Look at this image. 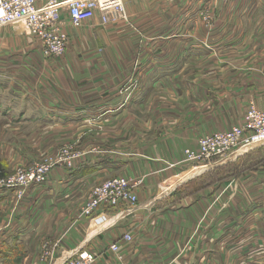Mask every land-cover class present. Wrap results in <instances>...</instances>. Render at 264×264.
I'll return each mask as SVG.
<instances>
[{
    "label": "crops",
    "instance_id": "crops-1",
    "mask_svg": "<svg viewBox=\"0 0 264 264\" xmlns=\"http://www.w3.org/2000/svg\"><path fill=\"white\" fill-rule=\"evenodd\" d=\"M123 2L129 20L102 26L96 18L89 42L69 34L73 45L66 56L46 64L22 32L0 28V119L42 133L35 146L25 147L33 156L63 144L85 152L72 169L57 168L45 184L30 186L19 204L14 192H0L8 225L1 242L19 240L32 264H43L35 247L42 240L51 246V264L81 249L96 255L95 264H264V161L258 167L264 147L215 165L254 162L223 184L191 194L190 182L211 171L178 180L191 174L185 151H197L203 136L241 125L251 102L264 110V0ZM205 7L212 27L197 13ZM241 55L257 80L253 72V80L233 78L245 76L239 67L221 82L206 77L216 58ZM10 74L20 79L5 81ZM215 83L224 94L215 112L193 121L177 107L166 112V103L185 110L216 106ZM9 85L12 92H6ZM165 116L175 121L168 124ZM140 122L153 134L135 151ZM21 151L19 159L28 160ZM116 177L140 180L137 205L82 216L91 190ZM115 244L118 253L110 251Z\"/></svg>",
    "mask_w": 264,
    "mask_h": 264
},
{
    "label": "built area",
    "instance_id": "built-area-1",
    "mask_svg": "<svg viewBox=\"0 0 264 264\" xmlns=\"http://www.w3.org/2000/svg\"><path fill=\"white\" fill-rule=\"evenodd\" d=\"M65 15L66 21L62 19ZM96 18L102 26L127 21L123 0H0V28L21 26L40 47L45 58L62 59L66 56L70 41L67 24L74 29L92 27ZM260 147H264V110L251 102L241 125L206 134L199 140L197 151H185L184 163L195 172L194 176H198L214 169L215 165H222L229 157L242 156ZM76 159L66 151L53 164H41L29 172L21 171L16 176L0 179V192L13 191L19 202L30 186L45 184L56 168L72 169ZM140 183V180L118 177L95 186L82 207V216L93 219L100 208L113 209L123 204L136 206V188ZM123 239L130 242L133 238L125 234ZM110 251L118 253L119 246L112 245ZM41 255L44 263L51 264L53 252L50 244L42 247ZM95 262L94 253L81 249L72 252L61 264Z\"/></svg>",
    "mask_w": 264,
    "mask_h": 264
},
{
    "label": "rangeland",
    "instance_id": "rangeland-1",
    "mask_svg": "<svg viewBox=\"0 0 264 264\" xmlns=\"http://www.w3.org/2000/svg\"><path fill=\"white\" fill-rule=\"evenodd\" d=\"M157 1L159 2L161 0H157ZM159 8L164 10V11H166V10L168 11V8L166 9L164 6H159ZM126 12H127V10H126ZM197 13L199 15V18L205 24V26L212 27L214 20H213V16H212V13H211L209 7H207V8L205 7V8L197 10ZM127 16H128V14H127ZM167 16H169V15H167ZM205 16L207 17V19L204 18ZM128 18H129V16H128ZM62 19L64 21H66V19H67L66 15ZM13 27L14 26H9L8 29L10 28L13 31L15 30L16 33L22 32L23 35L20 37L27 38L26 44L36 48L37 53H38L36 56L37 57L36 59L40 63L46 64L45 62H47L48 60L54 59V58H45L41 52L40 47L37 44H35V42L25 33V30L23 28L21 29L20 27H14L15 29H13ZM88 27H90V26L83 27L81 29H74L69 24H67L66 31L71 36L72 35L75 36L74 33L75 34H81L84 36V37H82V40L83 41L86 40L89 42L90 38H88V35H89V33L87 31L89 29ZM86 36H87V38H86ZM18 40H20V39H18ZM15 42H16V40H14V42L11 41L12 46L14 47V49L20 50V48H18L19 46L17 47L15 45ZM72 45H73V42H72V38L70 37L68 50L70 47H72ZM23 47H24V45L22 43L21 48H23ZM244 59H245V57L243 55H241V57L240 56L234 57L232 59H226L223 57H221V58L218 57V58H216L215 66L213 65V67L207 68L208 71L205 75H206V77L209 76V77H212L214 80H218L219 82H221L223 80V76L227 77L230 73L235 71L234 67H239L243 71H246L245 76H241V75L237 76V77L233 76V78L248 77L250 80H253V77H251L250 73L253 72V75L255 76L256 71L253 70L252 68L251 69L248 68L247 66H243L244 65ZM54 60L59 61V59H54ZM261 73H262V77L264 78V70ZM10 75H11V77H9L7 80H5L9 83L16 81V78H19V77H16L15 74H13V76H12V74H10ZM205 75H204V77H205ZM204 77L202 76V78H204ZM257 78H258V76H255L256 80H257ZM2 80H3V78L0 77V81H2ZM218 83L212 84V86H211L212 92L214 93V96L217 97L216 98L217 99L216 106L209 105V106H203L201 108H193V109H190L188 107L185 110L184 107L181 106L179 103H177L178 105L166 103L164 105V107L166 108V112L173 110L174 107L176 110V107H177V109L182 114H184L186 112L185 116L186 117L189 116L188 120H190V121H193L196 117H199V115H203L206 113L211 114L212 112H215L217 109V104L221 103L222 99L224 98L223 91L218 88ZM134 84H135V86L133 85L132 88L137 89L138 82L136 81ZM11 87H12L11 85L6 87V90H7L6 92H12L10 90ZM0 94H4V93L0 92ZM237 95H238V93L236 94V96ZM236 96L231 95L232 99L235 98ZM160 105H162V104H160ZM160 105L157 103L156 110H157L158 106H160ZM154 108L155 107L153 105V107H151V110H154ZM168 114L173 115L171 113H168ZM136 118L143 120L140 113H138L136 115ZM156 119H158V118H156ZM174 121H175V119L167 120L166 116L164 118V122H167L168 124H172ZM140 123L138 124V126H136V124L134 125V129L135 130L138 129V131L140 130V133H142V136L140 137V142H139L140 145L136 146L135 151H138L141 148V146L143 145L142 144L143 141H148V140L150 141V138L152 137V134H153L148 128L147 129L143 128V126H142L143 123H141V124ZM41 134L42 133H38V134L34 133V132L32 133V130H30V129H27V131L22 130V129H17L15 126L11 125L8 121H5L4 119H0V167H1V169L5 170V173L8 174L7 177L16 176L21 171L29 172L33 169H37V166L41 165V164H50V163L53 164L62 155H65L66 151H68L71 156H74L75 159L77 156H78V158H80L81 155H83L85 153L82 150L76 149V146L74 144H65V145L63 144L62 147H59L57 150L56 149L53 150V152H48L45 155L44 154L43 155L37 154L36 156H33V152L30 153V151L27 150V148H25V147L35 146L37 144L38 137ZM120 148H123V147H119V149ZM19 149L24 151V153L28 155V160H26L27 158L24 160H21V157L19 159V156H20V154L18 153ZM22 156H24V158L26 157V155H22ZM260 156L261 157L263 156V154H261V152H260ZM78 158L76 160H78ZM29 160H31V161H29ZM214 170H215V168L210 170V171L214 172ZM116 178H118V177H116ZM33 185H37V184H33ZM11 192H13V191H11ZM25 195H26V192H25L24 196L22 197V199L18 202L16 194H15L14 200H15L16 204L21 203L22 200L24 199ZM2 206H4V205H2ZM3 216L4 215L0 211V242L2 240L1 231H3L8 226L6 224L7 219H6V217L3 219ZM38 243L39 242L36 241L35 247L36 246L40 247L39 261L44 264V261H42L41 250L45 244H49V243L46 240H42L39 243V245H38ZM0 258H1L0 264H32V262H34L33 261V255L32 254L29 255L28 248H25V250H21V252L10 251L8 253L0 254ZM35 260H38V257Z\"/></svg>",
    "mask_w": 264,
    "mask_h": 264
},
{
    "label": "trees",
    "instance_id": "trees-1",
    "mask_svg": "<svg viewBox=\"0 0 264 264\" xmlns=\"http://www.w3.org/2000/svg\"><path fill=\"white\" fill-rule=\"evenodd\" d=\"M251 155L252 154L250 153L249 156ZM263 161L264 156L263 159L258 161V167L262 164ZM253 163L254 162L249 159H244L243 161L238 160L234 164H227L225 166L216 167L214 172L211 171L206 175L201 176L198 179H195L194 181L190 182L189 188H192V191L190 193L194 194L205 190L213 185H220L223 184L224 181L226 182L232 178H237L240 176L241 173L245 172V170L253 169L255 167ZM7 175L8 174L5 173V170L1 169L0 167V179L7 177ZM173 195L176 196L175 193ZM21 250H25V247L19 242V240H14L12 242H0V254L8 253L10 251L21 252Z\"/></svg>",
    "mask_w": 264,
    "mask_h": 264
},
{
    "label": "bare ground",
    "instance_id": "bare-ground-1",
    "mask_svg": "<svg viewBox=\"0 0 264 264\" xmlns=\"http://www.w3.org/2000/svg\"><path fill=\"white\" fill-rule=\"evenodd\" d=\"M194 174H195V172L192 171L191 174H188L187 176L179 177L178 180H180V179H184V178H187V177H190V176H192V175H194ZM176 180H177V179H176ZM170 186H171V185H170Z\"/></svg>",
    "mask_w": 264,
    "mask_h": 264
}]
</instances>
